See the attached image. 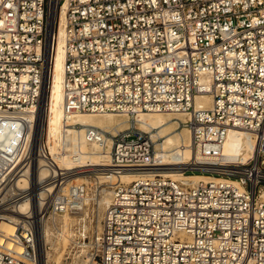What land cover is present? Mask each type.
Wrapping results in <instances>:
<instances>
[{
	"label": "built area",
	"instance_id": "2783aa9c",
	"mask_svg": "<svg viewBox=\"0 0 264 264\" xmlns=\"http://www.w3.org/2000/svg\"><path fill=\"white\" fill-rule=\"evenodd\" d=\"M61 28L65 114L125 117L124 128L72 127L109 157L97 173L138 174L109 185L95 226L83 204L92 187L69 184L75 170L52 160L46 131L42 151L34 143ZM202 94L211 105L197 108ZM0 112L11 130L0 139V264H41L42 223L67 237L66 264H264V0H0ZM140 112L187 114L204 162L182 173L206 179L169 176ZM231 129L252 135L256 156L222 155ZM63 153L77 156L65 143Z\"/></svg>",
	"mask_w": 264,
	"mask_h": 264
},
{
	"label": "bare ground",
	"instance_id": "6f19581e",
	"mask_svg": "<svg viewBox=\"0 0 264 264\" xmlns=\"http://www.w3.org/2000/svg\"><path fill=\"white\" fill-rule=\"evenodd\" d=\"M62 37L63 28H61L60 40L54 56L53 71L52 73L47 71L41 92L40 103L37 107L33 134L34 143L37 144V146L40 147V151H42V138L46 131V142L51 151V158L56 161L62 169L78 170L86 167L101 166L103 163L107 165L109 157L105 156V159L102 158L99 146L97 144L89 145L82 140L81 131L83 128L76 129L72 126H96L109 130L116 125L122 127L127 125V119L118 120L115 118V114L112 113L103 115L88 113H75L72 115L65 114L63 110L65 52L63 49ZM210 105V95L202 94L196 97L197 108L209 107ZM23 117L30 120L31 115L24 113ZM187 117L188 116L185 113L140 112L134 120L141 126V129H160L154 137L162 136L164 137V141L159 144L158 151L155 155V161L157 163H166V165H172V163L178 165V167L171 168L172 170L169 171L170 177L174 179L188 178L193 181L204 180L206 177L201 174L185 175L182 173L184 169L192 168L194 166L196 167L204 162L203 158L197 153L196 148L194 147L193 133L187 128L179 131L181 121H186ZM10 131V129L1 128L0 139L6 138V135ZM63 143L67 144L71 150H74L77 156L72 158L68 153L59 155ZM221 152L227 159H236V157L242 155L243 159L248 160L253 156H256L257 149L255 141L249 132L241 129H231L225 139ZM100 161L102 163H100ZM43 175H45V173H41V177H43ZM137 176V173L123 172L120 176L113 178L107 175V173H97L96 179L98 180L97 184H99L97 186L100 188L102 186L101 182L106 184V187L100 191V198L96 199V204L98 206L97 211L100 213L110 205L113 195V191L111 190V187H109L110 184H113L117 179L131 181L136 179ZM87 177L88 176L85 175L84 172L73 173L72 176L69 177L68 182L70 185H76ZM92 200L94 201L95 197L88 195L83 201V204L88 205ZM21 206L22 209H25V207H27V202L22 203ZM64 218L66 219L68 217L65 216ZM1 228L6 234H11L14 231V227L7 223H3ZM39 232L40 263L59 264V262L51 263L50 254L47 249V251L45 250V246L50 244L49 234L45 235V224L42 223L40 225ZM66 233L67 232L64 229L63 234L65 235ZM55 239L58 241L59 237L55 236ZM51 248H53V246H51Z\"/></svg>",
	"mask_w": 264,
	"mask_h": 264
},
{
	"label": "rangeland",
	"instance_id": "374dc122",
	"mask_svg": "<svg viewBox=\"0 0 264 264\" xmlns=\"http://www.w3.org/2000/svg\"><path fill=\"white\" fill-rule=\"evenodd\" d=\"M115 118L116 119H118V120H125L126 118L125 117H121V116H117V115H115ZM188 118V117H187ZM45 124H46V122H45ZM137 124V126L141 129V126L138 124V123H136ZM125 126H127V125H125ZM125 126H123V127H125ZM121 128H123L122 126H120ZM181 128V129H180ZM184 128H186V127H184L183 125H182V121H181V124H180V126H179V131H182ZM143 129V128H142ZM143 130H145V131H147V133L149 134V136L151 137V139H153V141H154V146H155V151L157 152L158 151V147H159V144L160 143H162L163 141H164V137H162V136H155L154 137V135L160 130V129H157V130H148V129H143ZM47 141V140H46ZM100 163H102L101 161H100ZM180 166V165H179ZM174 167H178V165H174L173 163H172V165H170L169 166V168H174ZM100 168V166H94V167H86V168H82V169H78V170H71V171H74L75 173H77V172H84V174L85 175H87L88 177L87 178H85V180H82V181H80V182H78L77 184H79V183H86V184H88V186L89 187H92V189H93V192L92 193H90V195H91V197H95V200L93 201H90V207H94V222H93V225L95 226L96 225V222H97V217H98V206H97V201H96V199L97 198H100V192L99 191H101L104 187H106V184L105 183H102L101 182V184H102V186L99 188L97 185H99V184H97L98 183V180L96 179V175H97V172H96V170H98ZM90 171V172H89ZM74 173V174H75ZM89 174V175H88ZM193 174H197V173H192V174H187V175H193ZM92 175V176H91ZM92 177V178H91ZM90 181V182H89ZM96 185V186H95ZM94 187H96V192H95V190H94ZM98 187V188H97ZM98 193H99V195H98ZM92 203H95V205L93 206L92 205ZM89 207V209H90V211H91V209L92 208H90ZM104 211V210H103ZM103 211H101L99 214H101ZM89 214H90V212H89ZM86 215L84 214L83 215V217H85ZM68 219V220H67ZM63 221V220H62ZM72 221V219L71 218H64V221L63 222H65V227L67 226V225H69L70 224V222ZM86 227H88L89 226V223H90V220L88 219V218H86ZM64 225V224H63ZM50 226V228H52L53 226L50 224L49 225ZM82 227V226H81ZM64 228V227H63ZM69 233V231H67V234ZM50 236V235H49ZM56 236V235H55ZM55 236H50L49 238H50V244H49V246H50V249H47L48 250V252H49V254H50V257H51V263H55V262H59V264H66L65 263V254H66V249H67V246H68V244H69V241L68 240H66V238H65V240L64 241H60V240H58V241H56V239H55ZM53 244V245H52ZM51 246H53V248H51ZM46 250V251H47Z\"/></svg>",
	"mask_w": 264,
	"mask_h": 264
}]
</instances>
